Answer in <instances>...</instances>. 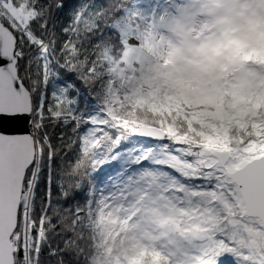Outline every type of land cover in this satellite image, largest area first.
Segmentation results:
<instances>
[{"label": "snow or ice", "instance_id": "obj_1", "mask_svg": "<svg viewBox=\"0 0 264 264\" xmlns=\"http://www.w3.org/2000/svg\"><path fill=\"white\" fill-rule=\"evenodd\" d=\"M0 264H264V0H0Z\"/></svg>", "mask_w": 264, "mask_h": 264}, {"label": "water", "instance_id": "obj_2", "mask_svg": "<svg viewBox=\"0 0 264 264\" xmlns=\"http://www.w3.org/2000/svg\"><path fill=\"white\" fill-rule=\"evenodd\" d=\"M10 126H15L14 122L12 124H10Z\"/></svg>", "mask_w": 264, "mask_h": 264}]
</instances>
